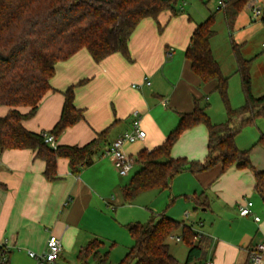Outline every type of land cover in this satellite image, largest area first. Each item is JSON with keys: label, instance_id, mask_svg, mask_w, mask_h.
Masks as SVG:
<instances>
[{"label": "crops", "instance_id": "0c3cea01", "mask_svg": "<svg viewBox=\"0 0 264 264\" xmlns=\"http://www.w3.org/2000/svg\"><path fill=\"white\" fill-rule=\"evenodd\" d=\"M197 25L187 15L172 18L165 12L158 21L148 18L140 23L130 38L128 57L117 53L96 63L89 52L81 50L57 65L51 90L43 97L35 116L24 120L23 126L34 133L51 131L62 114L63 93L73 86L74 104L83 111V119L55 139L57 146L82 147L103 131L108 133L93 164L78 173L71 170L68 159L59 158L54 181L45 177V162L33 150H0V245L6 244L10 250L9 264H36L29 252H43L51 236L62 241L57 264H74L82 247L94 239L107 238L106 226L122 227L124 223L113 222L111 216L123 201V190L129 183L119 175L110 158L102 157V150L130 130L133 113L139 111L146 138L124 148L134 158L135 170L139 168L137 158L142 150L161 146L177 127L180 114L192 112L196 100L209 99L206 96L215 91L216 84H203L185 57ZM135 84L140 87L134 88ZM164 100H168L167 105ZM21 111L26 113L28 109ZM8 112L9 108L0 107V116ZM236 144L240 150H247L237 138ZM254 146L251 162L257 171H263L264 146L257 142ZM207 155L208 131L203 124L185 131L171 152L173 158L198 162H204ZM220 172V165L198 174L183 172L173 178L171 187L183 196L200 195L204 199L203 211L211 209V227L197 217L188 222L182 220L201 234L196 240L203 247L201 259L206 264H248L250 250L264 242V219L249 199L257 193L254 171L232 167ZM245 201L253 202L252 215L248 217L239 214V206ZM188 203L192 202L187 200L186 206ZM238 214V220L249 226L247 230L233 232L229 239L217 233L223 217L236 218ZM189 215L186 211L187 218ZM255 217L260 221H255ZM257 237L260 240L255 242ZM124 240V246H133L131 236ZM105 247L104 244L102 250ZM188 251L187 247L184 262ZM171 253L180 262V257Z\"/></svg>", "mask_w": 264, "mask_h": 264}, {"label": "trees", "instance_id": "16d2710c", "mask_svg": "<svg viewBox=\"0 0 264 264\" xmlns=\"http://www.w3.org/2000/svg\"><path fill=\"white\" fill-rule=\"evenodd\" d=\"M252 1H222L220 10L229 27L232 28L239 14ZM177 4L178 0H0V107L9 108L7 115L0 116V150H33L45 162L44 175L49 181L57 179V160L61 157L68 159L74 173L92 165L108 130L82 147L60 145L53 148L45 141L47 135L56 139L83 119V111L74 104L73 86L63 93L62 114L51 131L31 132L23 126V121L35 116L43 97L52 88L50 82L59 63L81 50L89 52L96 63L117 53L128 57L130 38L140 23L148 18L158 21L165 12L178 16ZM261 20L264 23V14ZM159 30L163 31L160 25ZM215 33L213 17L198 24L185 57L203 84H216L214 90L227 107V122L212 123L201 100H196L194 110L180 114L177 127L161 146L139 153L137 162L141 169L124 188L125 201L131 202L146 191L169 189L173 178L180 173L198 174L218 165L221 174L232 167L253 170L255 190L264 200V170L257 171L251 162V151L240 150L236 144L244 126L264 118V95H253L252 60L238 55V72L246 102L237 109L230 106L229 78L223 74L211 47ZM234 50L239 52L236 45ZM22 108L28 111L22 113ZM201 124L208 131L205 161L173 158V146L181 135ZM257 145L264 146V136ZM184 197L197 205L204 204L200 195ZM127 229L134 245L119 264H180L169 244V240L179 234L189 248L184 264H194L202 258V244L195 241L197 233L183 221L165 213L158 221L130 223ZM103 246L104 242L99 239L90 241L79 251L77 264H110L109 253H102Z\"/></svg>", "mask_w": 264, "mask_h": 264}, {"label": "rangeland", "instance_id": "374dc122", "mask_svg": "<svg viewBox=\"0 0 264 264\" xmlns=\"http://www.w3.org/2000/svg\"><path fill=\"white\" fill-rule=\"evenodd\" d=\"M221 1L226 0H178L177 8L180 10V13L176 17L172 15L171 17L179 18L181 15H187L198 24L213 17V29L216 33L211 41L212 51L222 68L223 74L229 78L228 99L230 106L233 109H237L242 107L246 102L242 78L238 72V55L243 59L252 60L250 74L253 95L255 97L264 95V23L261 20L262 17L254 18L253 4H248L249 6H245L232 28L229 27L226 23L223 10H220L219 2ZM256 5L264 7V0H257ZM234 45L237 46L239 52L234 50ZM206 97H209V99L204 98L201 100V106L206 109L212 123H226L228 120L227 107L220 94L214 91L208 93ZM263 136L264 118H257L255 122L247 124L242 128L237 139L240 146L247 147V150L251 151L255 147L254 143L258 142ZM137 166L139 168L132 170L129 175L125 176L128 183L131 182L137 170L141 169L139 164ZM185 183L187 184V182ZM180 194L176 189L171 187V189L164 191L150 190L143 192L131 202L123 199L117 207L116 212L113 211L111 217L113 222H122L124 224H120L122 227L114 225L106 226L104 232L107 234V238L105 240L102 239L106 246V249L104 248L102 253H109L110 264H119L131 248L130 246H124L126 245L124 242L125 236L126 238L130 236L127 229V225L130 223L145 224L151 220L158 221L161 214L165 213L168 217H172L178 221L184 220L188 222L196 217L201 218L206 226L211 227V209L203 211L204 208L201 205L195 204L192 200H190L192 203H188L186 206L187 200ZM249 199L255 203L258 215L264 219V200L257 193ZM202 200L204 202V199ZM186 211L190 212L188 218ZM238 216L239 214L236 215V218L234 216L223 217L224 221L217 225V227L215 226L217 233L229 239L233 235V232L242 233V231L247 230L249 226L243 221H239ZM259 240V237H257L255 242ZM169 244L171 245V251L180 257V263H184L187 249L186 243L169 240ZM131 245H134V241ZM111 252L112 257L110 258ZM73 262L77 264L76 260H73ZM194 264H206V260L201 259V261H197Z\"/></svg>", "mask_w": 264, "mask_h": 264}, {"label": "built area", "instance_id": "2783aa9c", "mask_svg": "<svg viewBox=\"0 0 264 264\" xmlns=\"http://www.w3.org/2000/svg\"><path fill=\"white\" fill-rule=\"evenodd\" d=\"M254 18L262 17L264 14V7L253 5L252 6ZM172 51V50H171ZM170 54V53H169ZM147 85L150 82L146 81ZM134 88H139V85H133ZM168 100H164L163 104L167 105ZM146 138V132L142 128V114L139 111L133 113L131 128L120 135L116 140L105 145L102 150V157L110 158L113 161L115 168L120 176H127L134 167L135 160L130 157L125 151L126 144H132L139 141H143ZM46 143L51 147L56 148L57 144L55 139L51 135L46 136ZM253 202L245 201L239 206V214L242 217H248L252 215ZM255 221L259 222L260 218L255 217ZM201 237L200 233H197L195 241ZM178 242L182 241L181 237L175 238ZM63 250L62 241L57 236H51L46 245V249L41 253L29 252L30 256L36 260V264H57L61 252ZM9 248L6 244L0 245V264L9 263ZM264 259V242L253 247L250 250V263L251 264H263ZM212 264V263H209Z\"/></svg>", "mask_w": 264, "mask_h": 264}]
</instances>
